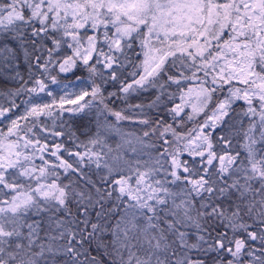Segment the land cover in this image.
Listing matches in <instances>:
<instances>
[{"label": "snow or ice", "instance_id": "1", "mask_svg": "<svg viewBox=\"0 0 264 264\" xmlns=\"http://www.w3.org/2000/svg\"><path fill=\"white\" fill-rule=\"evenodd\" d=\"M0 264H264V0H0Z\"/></svg>", "mask_w": 264, "mask_h": 264}]
</instances>
